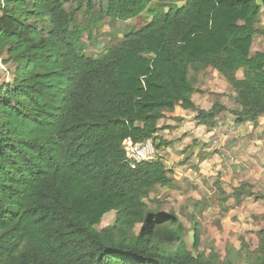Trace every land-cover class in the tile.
Masks as SVG:
<instances>
[{"label":"trees","instance_id":"trees-1","mask_svg":"<svg viewBox=\"0 0 264 264\" xmlns=\"http://www.w3.org/2000/svg\"><path fill=\"white\" fill-rule=\"evenodd\" d=\"M155 1L0 0V63L11 73L0 85V264H264V229L255 249L241 238L223 260L198 252L196 230L188 250L178 219L147 202L171 184L165 164L132 167L123 148L127 139L169 145L158 133L171 128L159 122L177 109L209 127L225 112L258 126L264 48H251L257 37L264 44V0H183L165 13L148 9ZM146 11L151 20L120 43L85 54L82 36L91 40L101 19ZM78 13L90 27L76 25ZM206 69L223 78L236 108L192 101L190 72ZM252 195L244 182L232 197ZM112 212L113 224L97 230Z\"/></svg>","mask_w":264,"mask_h":264},{"label":"rangeland","instance_id":"rangeland-1","mask_svg":"<svg viewBox=\"0 0 264 264\" xmlns=\"http://www.w3.org/2000/svg\"><path fill=\"white\" fill-rule=\"evenodd\" d=\"M182 2L156 0L148 9L165 13L180 7ZM260 17L258 28L264 29L263 12ZM75 20L77 26H91L82 13H78ZM150 20L151 14L147 11L128 22L101 19L91 40L86 34L82 36L85 54L98 58L107 48L120 43L125 34ZM263 48L262 39L257 37L251 54ZM237 76L241 78V72ZM190 77L196 91L192 98L198 108L209 110L214 103L229 110L236 108L235 94L219 74L206 69L190 72ZM10 79L9 67L0 63V85ZM182 118L177 123L171 114L165 113L159 122V126L171 128L159 132L161 139L169 145L157 148L158 140H149L153 160L163 161L172 180L169 187H156L148 194L150 209L178 219L182 241L192 252L195 230L199 234L198 252L207 255L212 251L220 260L239 250L241 238L250 250L255 249V233L264 229V119H260L254 128L249 124H235V117L229 112L219 115L213 127L199 123L204 118H196V113ZM244 182L252 188L253 195L235 200L233 191ZM114 220L115 213H109L97 230L110 227ZM139 230L140 226L136 227L134 235Z\"/></svg>","mask_w":264,"mask_h":264},{"label":"built area","instance_id":"built-area-1","mask_svg":"<svg viewBox=\"0 0 264 264\" xmlns=\"http://www.w3.org/2000/svg\"><path fill=\"white\" fill-rule=\"evenodd\" d=\"M145 143L146 145L143 146ZM145 143L134 144L130 139L123 142L126 158L132 167L142 162L153 161V156L151 155L152 151L149 147L151 145L149 141Z\"/></svg>","mask_w":264,"mask_h":264},{"label":"crops","instance_id":"crops-1","mask_svg":"<svg viewBox=\"0 0 264 264\" xmlns=\"http://www.w3.org/2000/svg\"><path fill=\"white\" fill-rule=\"evenodd\" d=\"M192 101H194L193 98H192ZM195 104H196V103H195ZM190 113H191V112H183V111H181L180 109H177V110L175 111L174 114H171V116H172V117H176V118H181V119H183L182 117H187ZM158 135H159V133H158ZM195 139H196V138H195Z\"/></svg>","mask_w":264,"mask_h":264}]
</instances>
